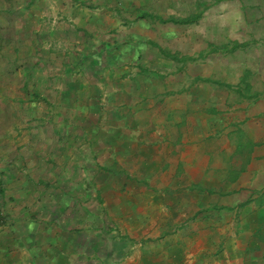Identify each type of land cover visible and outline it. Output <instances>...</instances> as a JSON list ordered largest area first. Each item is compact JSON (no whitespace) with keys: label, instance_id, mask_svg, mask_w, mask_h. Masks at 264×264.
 Returning <instances> with one entry per match:
<instances>
[{"label":"crops","instance_id":"crops-1","mask_svg":"<svg viewBox=\"0 0 264 264\" xmlns=\"http://www.w3.org/2000/svg\"><path fill=\"white\" fill-rule=\"evenodd\" d=\"M39 3L0 0V264H264V96L161 77L212 44L54 53ZM214 84L245 108L219 113Z\"/></svg>","mask_w":264,"mask_h":264},{"label":"rangeland","instance_id":"rangeland-1","mask_svg":"<svg viewBox=\"0 0 264 264\" xmlns=\"http://www.w3.org/2000/svg\"><path fill=\"white\" fill-rule=\"evenodd\" d=\"M39 6L45 13L42 16L46 17L40 18V22L46 21L53 34L54 53L61 46L76 51L89 39H94V44L117 43L119 46L128 43L133 45V51L127 52L128 58L143 65L157 60L154 46L179 56H196L207 44H212L219 51L195 57L196 60L187 61L178 69L171 61L161 60V77L175 74L180 79L176 85L186 94L195 86V77H209L232 88L243 87V80H246L253 90L264 96V0L218 3L212 0H40ZM199 11L200 18L192 24L168 21ZM12 31V28L6 30ZM42 31L39 30V42L45 39ZM234 41L245 45L225 52L224 48L229 49ZM210 86L215 100L217 97L224 100V103L221 100L217 103L219 113L235 112L237 106L240 110L245 108L240 105L247 100L240 98L234 89L227 90L216 84ZM58 88L55 86L53 90ZM117 89L121 90L119 86L115 87ZM229 107L234 109L228 110ZM58 165L60 170L66 167V163Z\"/></svg>","mask_w":264,"mask_h":264},{"label":"trees","instance_id":"trees-1","mask_svg":"<svg viewBox=\"0 0 264 264\" xmlns=\"http://www.w3.org/2000/svg\"><path fill=\"white\" fill-rule=\"evenodd\" d=\"M200 14L201 13H194V14H191V15H189L187 17H184V18H181V19H178V20L170 18V19H168V21H172V22H175V23H181V24L182 23L183 24H192V23H195L199 19ZM244 45L245 44H240V43L234 41V42L231 43L230 48L229 49L224 48V51L225 52H231V51H233L235 49H238L239 47H243ZM216 51H219V50L216 48V46H212V47H210L208 53H212V52H216ZM167 55H168V57H170L172 59L179 60V58L177 56H175V55H171V54H167ZM204 55H206L205 52L200 54V57H203ZM180 59L182 61L194 60V58H192V57H182Z\"/></svg>","mask_w":264,"mask_h":264},{"label":"built area","instance_id":"built-area-1","mask_svg":"<svg viewBox=\"0 0 264 264\" xmlns=\"http://www.w3.org/2000/svg\"><path fill=\"white\" fill-rule=\"evenodd\" d=\"M2 216H3V215H2V213L0 212V220L2 219Z\"/></svg>","mask_w":264,"mask_h":264}]
</instances>
